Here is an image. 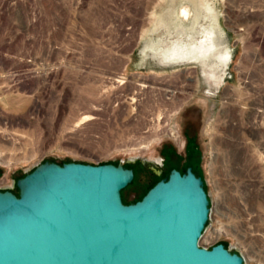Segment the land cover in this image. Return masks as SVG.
I'll return each mask as SVG.
<instances>
[{
    "label": "rangeland",
    "instance_id": "374dc122",
    "mask_svg": "<svg viewBox=\"0 0 264 264\" xmlns=\"http://www.w3.org/2000/svg\"><path fill=\"white\" fill-rule=\"evenodd\" d=\"M183 7L220 24L208 68L164 56V23L191 25ZM185 129L211 199L201 244L264 264V0H0V188L46 159L122 162L135 201Z\"/></svg>",
    "mask_w": 264,
    "mask_h": 264
},
{
    "label": "water",
    "instance_id": "95a60500",
    "mask_svg": "<svg viewBox=\"0 0 264 264\" xmlns=\"http://www.w3.org/2000/svg\"><path fill=\"white\" fill-rule=\"evenodd\" d=\"M122 162L46 159L0 188V264H245L224 242L201 244L212 214L202 176L173 168L125 202Z\"/></svg>",
    "mask_w": 264,
    "mask_h": 264
},
{
    "label": "bare ground",
    "instance_id": "6f19581e",
    "mask_svg": "<svg viewBox=\"0 0 264 264\" xmlns=\"http://www.w3.org/2000/svg\"><path fill=\"white\" fill-rule=\"evenodd\" d=\"M182 12L183 17L190 19L191 25H187L184 22V18L178 22L176 30L171 29L170 23H164L166 27L164 31L166 30V33L164 36L162 35L163 38L160 45L166 48L164 54L166 60L179 58L183 61L198 62L200 65H205V68H208L206 66H209L212 61L219 62L223 45L218 41L217 37L218 29L220 28L218 20L213 18L206 24L200 21L198 16H191L188 7H183ZM161 49L156 48L158 54L160 53L159 55L163 57ZM206 62L209 63L207 64ZM210 79L212 80L213 76ZM214 79L215 81L218 80ZM175 131L173 130V134L177 135V133H174Z\"/></svg>",
    "mask_w": 264,
    "mask_h": 264
},
{
    "label": "flooded vegetation",
    "instance_id": "af4514ba",
    "mask_svg": "<svg viewBox=\"0 0 264 264\" xmlns=\"http://www.w3.org/2000/svg\"><path fill=\"white\" fill-rule=\"evenodd\" d=\"M225 74V73H224ZM223 78L225 75L222 76ZM220 78V80H209V84L215 86L216 88H221L223 86V78ZM225 87V85H224ZM232 88L230 86H226L225 88V97L227 99L232 97ZM219 93V91H217ZM171 130V129H170ZM173 130L170 131L173 133ZM188 130V129H187ZM180 141L178 142H168L165 141L163 142L161 148H162V153L159 158V160H156L151 167L150 170L152 172H157L156 166L161 167V172L163 175L161 178L167 176L169 172L173 169L176 168L178 169L181 173H185L188 169V167H192V170L199 176H202L204 181H205V187H206V179L203 175V173L200 171V162H199V153L198 149L194 147V142H193V137L191 133H188L186 129L181 131L180 135ZM135 170V169H134ZM135 176H136V171H135ZM159 178V179H161ZM158 179V180H159ZM157 180V181H158ZM124 199V197H123ZM125 201V199H124ZM126 202V201H125Z\"/></svg>",
    "mask_w": 264,
    "mask_h": 264
},
{
    "label": "built area",
    "instance_id": "2783aa9c",
    "mask_svg": "<svg viewBox=\"0 0 264 264\" xmlns=\"http://www.w3.org/2000/svg\"><path fill=\"white\" fill-rule=\"evenodd\" d=\"M230 60H232V59H230ZM230 67H231V64H230V62H229V64L226 66V70H227V72H226V79H227V81H226V83H229L230 84V81H229V79L230 78H232L233 77V74H232V72H231V70H230ZM205 233V232H204ZM208 246V245H207ZM211 246V245H210Z\"/></svg>",
    "mask_w": 264,
    "mask_h": 264
},
{
    "label": "trees",
    "instance_id": "16d2710c",
    "mask_svg": "<svg viewBox=\"0 0 264 264\" xmlns=\"http://www.w3.org/2000/svg\"><path fill=\"white\" fill-rule=\"evenodd\" d=\"M127 166H128V165H127ZM24 174H25V173H24ZM24 174H23V175H24ZM156 181H157V180H156ZM156 181H155V182H156ZM155 182H154V183H155ZM154 183H153V184H154ZM153 184H152V185H153ZM152 185H150V186L148 187V189H149ZM148 189H147V190H148ZM12 190L15 191V192L17 193V187H16V185H15V189H12ZM147 190H146V192H147ZM146 192H145V193H146ZM145 193H144V194H145ZM144 194H143V195H144ZM143 195H142V196H143ZM141 198H142V197H141ZM139 199H140V198H139ZM137 200H138V199H137ZM135 201H136V200H135ZM131 202H132V201H131ZM225 244H226V243H225ZM226 245H227V244H226Z\"/></svg>",
    "mask_w": 264,
    "mask_h": 264
}]
</instances>
